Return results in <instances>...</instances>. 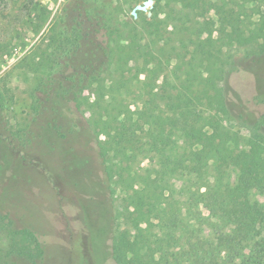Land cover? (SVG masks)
I'll list each match as a JSON object with an SVG mask.
<instances>
[{
  "label": "rangeland",
  "instance_id": "obj_1",
  "mask_svg": "<svg viewBox=\"0 0 264 264\" xmlns=\"http://www.w3.org/2000/svg\"><path fill=\"white\" fill-rule=\"evenodd\" d=\"M199 3H205L208 10L193 20V35L201 40L220 39V31L241 13L250 15L246 23L250 29L257 28L255 21L264 17V6L259 14L257 0H199ZM79 4L81 10L76 9ZM89 7L95 9L97 16L87 15L84 9ZM111 12L119 27L140 19L154 23L165 16L163 12L156 13L154 0H0V264H26L25 261L32 264L31 259L21 254L25 246L29 248L26 252L34 253V246L19 234L25 229L35 232L42 244L45 252L42 264H113L110 257L113 243L125 233H135V200L130 197L144 188L145 182L162 179V169L151 145L168 135L176 141L180 132L177 127L166 126L164 130L159 125L151 129L146 125L144 129H150L148 132H125L119 145L121 154L112 152L108 160L117 165L118 175L112 182L104 172L99 143L107 142L108 138L101 134L97 142L95 133L107 112L102 102L91 104L97 100V91L105 94L106 102L110 101L106 89L111 77L118 75L112 66L110 72L102 73L105 90L94 82L90 87L88 80L97 76L94 69L101 63L98 45L105 44L104 36L92 32L89 43L94 47L92 51L82 40L80 48L73 49L66 44L65 37L70 38L79 30L74 21L95 31L101 21L96 17L106 19ZM68 16L70 22L63 23ZM170 19L171 24L163 26L162 38L168 57H172L166 61L169 70L177 63L176 55L182 56L187 45L192 48L185 29L177 35L170 34L172 24L177 25L173 15ZM132 28L133 25L124 26L123 37ZM178 47L183 50L178 52ZM174 49L176 54L171 52ZM86 56L93 62L90 72H85ZM252 59L244 58L246 71L233 74L231 86L253 113L254 120L225 113L224 106L215 102L213 91L205 95L204 87L198 84L190 93L194 111L189 115L197 114L193 119L205 134L199 145L203 155L215 148L220 134L230 133L225 135L232 150L230 158L218 160L212 170L223 171L225 194L236 202V214L251 217L257 223L263 248L264 178L251 184V177L256 173V155L264 157V122L258 130L247 125H255V120L264 114V57L256 64ZM167 75L170 82H176L182 71ZM157 84H162L161 77ZM139 91V85L133 81L129 90L118 95L135 111L142 106ZM57 92L66 93V99L57 98ZM172 93L177 96L175 90ZM163 102L156 100L154 105L164 108ZM174 104L177 105V100ZM234 112L237 113L235 108ZM181 113L177 108L173 115L180 117ZM123 121L119 117L117 126ZM183 146L180 141L174 152L181 154ZM213 162L210 160L211 165ZM168 169L169 166L164 170ZM173 175L163 178L167 184L161 188L164 197L171 194L173 210L179 212L188 195L182 192L183 180L178 174ZM194 185L195 181L192 189ZM157 188L152 187L147 194L156 197ZM255 201L261 205L259 213L248 208V202ZM150 202L154 199L144 198L140 209L151 212ZM160 202L163 204L165 200ZM122 263L139 264V261L136 255L129 254Z\"/></svg>",
  "mask_w": 264,
  "mask_h": 264
},
{
  "label": "trees",
  "instance_id": "obj_2",
  "mask_svg": "<svg viewBox=\"0 0 264 264\" xmlns=\"http://www.w3.org/2000/svg\"><path fill=\"white\" fill-rule=\"evenodd\" d=\"M257 2L260 14L264 0ZM78 8L81 10L82 5H77L76 9ZM154 9L156 13L163 12L164 18L154 23H147L145 19L133 24L125 23V27L133 25V28L124 37L122 30L124 26L119 27L113 12L106 19L96 17V20L101 21H98L100 27L95 31H89L90 28L85 29L74 21V26L79 27V30L70 38L65 37L66 44L69 43L73 49L80 48L79 43L82 40L85 47L88 49L89 46L88 50L92 51L94 47L89 44L92 41L90 37L92 32L104 36L105 44L98 45L101 63L98 69H94L97 76L88 80L90 87L96 83L99 89L105 90V78L102 73L110 72L112 66L115 67L114 73L118 75L117 78L111 77V84L106 89V93L111 96L110 101L106 102L103 99L105 94L96 90L97 100L91 104L97 105L100 101L107 112L106 118L101 121L99 131H95V137L96 141L101 134L108 138L107 142L100 141L99 150L109 181L113 182L119 172L117 165L109 163V156L112 152L121 154L119 145L126 136L125 132L132 131L133 134L138 131L148 132L155 125L164 130L166 126L180 128L176 141H172L168 135L161 137V142L151 145L158 157V166L162 169L160 175L162 179L160 182L157 180L145 182L144 188L134 191L135 194L130 197L135 200V205L133 204L136 215L133 228L135 233L132 235L125 233L113 243L110 253L113 264H121L129 254L136 255L139 264H264V247L262 248L260 244L261 235L257 223L251 217L242 218L236 214V202L225 194L223 171L212 170L218 160L225 161L230 158L232 150L225 140V135L230 133L220 134L221 138L215 148L203 155L199 145L204 141L205 134L196 126L198 121L193 119L197 114L194 113L192 117L189 115L194 111L190 93L198 84L204 87L205 95L213 91L215 102L224 106L225 113L233 114L237 118L246 116L248 120H254L253 113L247 110L239 95L233 91L231 79L233 74L246 71L244 58H253L256 64L264 57V17L261 16L255 21L257 28L250 29L246 25L250 21V15L241 13L228 28L224 27L220 31V39L210 41L201 40L193 35L195 31L193 20L208 11L205 3H199V0H154ZM84 10L91 17L97 16L94 8ZM141 14L138 13V17H142ZM171 15L177 25L172 24L170 34L177 35L185 29L188 40H192L189 45L192 48L189 49L187 45L185 53H181L182 56L176 55L177 63L169 70L166 61L171 55L168 57L167 46L162 38L163 26L171 24ZM67 19L63 23H69L70 20ZM177 49L180 50L178 52L183 50L181 47ZM131 62L133 66L130 65ZM92 63L88 56L84 63L85 72H90ZM172 71H182V77H178L176 82L169 81L167 73ZM141 76H144V79H141ZM160 77L162 84L158 85ZM82 81L84 80L81 79ZM133 81L140 88L138 97L143 98L141 109L135 111L131 110L129 104L125 105L124 99L118 95L129 90ZM172 90H175L177 96ZM64 95L66 93H56L57 98L66 99ZM146 96H150L151 99H145ZM156 100H163L164 108L154 105ZM176 100L177 105L174 104ZM177 108L182 110L180 117L173 115ZM234 108L237 113L234 112ZM164 111L168 112L167 115ZM119 117H123L124 121L117 126ZM263 122L264 114L258 121L255 120V125H247V128L258 130ZM146 125L150 129L145 131ZM180 141L184 146L182 153L178 154V151L174 152V147L177 145L178 150ZM210 160H214L212 165ZM255 163L256 173L251 177V184L264 178V157L260 153L256 155ZM167 166L169 169L165 171ZM174 173L183 180L182 192L188 195L179 212L173 210L171 194L164 197L161 188L167 184L166 181L163 182V178L173 177ZM194 181L195 188L192 189ZM152 187H158L156 197H153L154 194L153 196L147 194V191L151 192ZM149 196L154 199V202H150L153 208L151 212L142 211L140 204ZM160 199L165 202L162 204ZM248 208L254 213L261 211V205L257 201L248 202ZM19 234L23 240L34 246V253L26 252L29 248L25 246L21 254L31 259L32 264H42L45 252L36 233L25 229L20 230ZM25 263L28 264L26 261Z\"/></svg>",
  "mask_w": 264,
  "mask_h": 264
}]
</instances>
